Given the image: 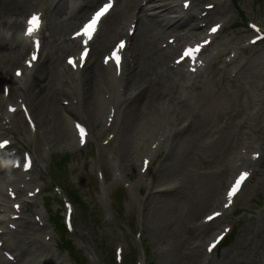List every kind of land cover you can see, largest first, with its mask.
Returning a JSON list of instances; mask_svg holds the SVG:
<instances>
[{
  "label": "rangeland",
  "instance_id": "374dc122",
  "mask_svg": "<svg viewBox=\"0 0 264 264\" xmlns=\"http://www.w3.org/2000/svg\"><path fill=\"white\" fill-rule=\"evenodd\" d=\"M200 1L198 6L202 7L210 0ZM217 1V7L209 20L213 23L223 19L227 28L217 38V46L241 44L247 35L248 38L252 36V32L247 33L250 31L247 22L253 21L264 28V0ZM46 2L50 4V0ZM22 5H19L20 9L10 7L4 14H20L18 11L24 9ZM35 6L28 8L23 15H27ZM61 6L57 14L59 17L65 12V4ZM0 16H3L2 12ZM109 20H105L103 26ZM222 60L209 66L206 74L201 75L191 88L183 87L186 82L182 75H178L177 78L181 80L177 83H165V80L156 83L157 79L153 75L144 76L150 89L162 93L151 107L143 111V123L147 122L148 126L151 123L148 137L151 136V129L158 127L161 122L162 126L167 123L176 128L187 118H193L194 123L198 117L202 120L198 147L188 161L184 165H169L178 158L181 150L188 148L184 142L188 136L185 130L175 137L167 157L170 144L164 145L146 175L147 180L139 175L137 155H129L124 150L123 134L118 133V141L116 139L112 144L102 146L104 148L99 146L103 139L101 137L96 144L80 150L75 148L70 132L65 139L57 136L52 122L43 124L47 134L43 129L32 135L24 124L22 114L13 115L12 121L19 129L22 144H26L25 149L33 154L35 161L31 172L35 182H32L31 189L34 186L43 188L34 199L36 203L33 207L34 210L38 209L45 225L39 233L44 244L37 240L30 241L31 238L25 237L28 234H22L21 226L8 237L20 247L21 252H18L21 257L30 255L31 259L47 264H70L69 256L61 249L69 241L66 247L71 249L72 242L83 256L78 264H118L114 259V248L122 242V264H204L206 241L224 224H231L233 231L219 246L217 257L213 256L211 263L264 264V140L260 138L264 135V124L252 121L247 116L252 105L261 100L264 93V42L243 50L232 73L229 71L231 66L226 72L220 69L224 65ZM62 62L63 57L54 63L52 85H55L57 66ZM15 67L14 64L10 68V75H13ZM33 76L34 73L28 81ZM129 105L125 119L132 108ZM6 106L7 101L3 106L4 111ZM160 107L167 112L160 114L157 111ZM68 123L72 125V122ZM240 123L243 125L240 126ZM98 128L90 127L95 135H98ZM225 134L229 137L223 141ZM250 136L258 139L262 145L263 158L253 165L255 175L241 193L236 212L229 218L201 226V218L213 209L224 189L228 174L218 171H221L225 162H231L242 144L250 140ZM225 142L227 144L223 148ZM144 146L147 149L149 145L145 143ZM62 157L66 163L60 166L55 161ZM114 164L118 167L121 179L113 175L116 173ZM98 169H102L103 174ZM104 174L105 177L100 179L99 175ZM104 181L102 192L100 190ZM129 181L132 189H124L123 186ZM56 184L70 198L72 193L75 194L79 201L74 202V232L65 233L60 227L57 216H62L64 221L65 211L53 189ZM24 205L28 209L26 202ZM0 219H8V215L0 212ZM238 243H242L239 249ZM0 264L11 262L0 253Z\"/></svg>",
  "mask_w": 264,
  "mask_h": 264
},
{
  "label": "bare ground",
  "instance_id": "6f19581e",
  "mask_svg": "<svg viewBox=\"0 0 264 264\" xmlns=\"http://www.w3.org/2000/svg\"><path fill=\"white\" fill-rule=\"evenodd\" d=\"M98 1L99 0H80L79 3H81V5L78 9V12L73 13L69 17L70 20L66 22H60L59 24L56 18L58 12L61 10V7L60 5L58 6V4L56 8L49 9L46 0H0V13H3V16H0V21H3L2 18L5 19L3 27L7 26V24L9 23V21L7 20L8 17H12L14 14L7 16V14H4V11L10 10V7L12 6H14L16 9H20L19 5L23 4L21 7H23L24 9L18 11L22 15L26 11H28V8L30 9L35 4L36 6L38 5V8H43L40 9V11L45 12V15L48 18V24L50 29L54 30L56 33H59L65 31L73 24H75L76 21L82 16H84L91 8H93ZM140 1L141 0H123V4L127 6L130 3H135V5H137L136 7H138L139 9V13H144L145 10L142 6H140ZM146 2L148 3V5H150L149 10L160 12V14H154L153 17H150V20H146L147 16H145L144 14L139 15L134 20H131V22L136 23V30L139 28V32L135 37L138 38L135 39V41H137L135 42L134 48L130 53L131 56H128L129 64L128 66L126 64L122 72V74L126 72L122 80L123 91L127 95L128 99H130L129 106L132 108L130 111H128L130 112L129 115L127 116L126 114V119L124 117V119L120 121L121 124L117 125V130L120 135L123 134L122 146L126 153H129V155L132 153L140 154V150L138 148V144L140 142L147 143L152 141V139L148 137L149 127L151 123H149V126L147 122L143 123L142 115L143 111L146 110L147 107H151V105L154 104L157 98L162 95V93L156 92V90H152L148 87V85L146 84L147 80L144 79V76L153 75L157 79L156 83L164 82V80L165 83H170L171 81L172 83H177L181 80L180 78H177V74H171L176 70H173V68L170 67L171 64H169V52L167 53L166 51H164V49L159 46L162 41L161 39L168 34L169 38L174 36V34H177L178 29L181 31L186 30L187 32L183 36L177 34L176 39L178 41L183 39L191 40L193 39V36H196V34H194V31L199 29V23L197 22V20L199 21L198 14H188L185 16L177 15L172 19H166L167 17H162V13H182L181 9L175 4L177 0H146ZM45 8L48 10H45ZM120 8L124 7L121 6ZM126 12L127 8L126 10L119 9L118 12L110 16H106L105 19L110 20L108 21L107 25L103 27L102 32H100V35H98L99 37L95 42L96 47L94 48L93 52L94 60H92L88 69L86 70V75H82L81 78L76 82V84L71 83L70 81L68 82V80L65 81V85L67 87L71 86V89L77 92L76 97L78 98V105L82 110L81 115L90 124V127L97 128V126L102 125V128L99 129L100 133L104 131L105 127V124L103 125L105 117L103 105H105V103L103 104L102 99L100 97V92L103 90L101 86L105 85L104 87L108 89L109 81L106 77L102 63L96 60V56L98 53L106 51L109 45L111 44V41L116 36H118V34L120 35L123 33V31H121V26L123 23V19L126 16ZM208 16H206L203 20H206ZM193 23H195L194 27L188 26V24ZM11 24L12 25L9 26L15 28H18V26L20 25L18 22ZM50 33L54 39L47 41L44 45L48 50V55L40 64L33 68V78L30 81L27 80L28 82L26 81L22 85L16 82L17 78L9 74V70L12 65H17L19 63L17 61L21 60L23 54L27 51V44L23 41L20 42L17 40L13 42H5V39L7 38L3 35L4 39L0 40V86L4 87L3 84H7L8 87L11 89L9 99H12V96L14 94L13 91L15 92V90L19 89L20 95L24 97L26 103H28L30 113L37 124L38 131L44 129V133L47 134V128L45 129V126L43 124H48L49 122H52L54 124L53 128L57 133V136L65 139L69 137L68 132H70V138L73 139L72 135H74V131H72L71 125L67 121V115L64 113L65 107L62 108L58 103L59 100L62 99V92L56 88V75H54L55 85H52V81L53 69L55 68L54 63L56 62V60L62 58L63 53H72L78 46V42L76 40H65L64 42H57V38L55 37V35L51 31ZM153 43L155 45H153ZM151 52L152 54H150ZM164 64L167 65L168 69L162 71L160 69V66H163ZM129 89L130 92H128ZM5 102L6 98L4 96V92H1L0 87V112H2L0 120L2 118L4 119L3 106ZM157 111L160 114H164L166 109L160 107L159 109H157ZM263 121L264 117L258 119L259 123ZM201 122V118L198 117L196 123L192 122V126L189 125L190 127H187L186 131L188 132V136L185 137L184 142L187 144L188 148L180 151L178 158H176L169 164L172 165L171 167H174L173 165H184L188 161L190 155L198 147V140L200 139L201 131ZM1 126H5V124L2 123L0 125V128ZM7 128L8 130L6 131L8 133H5L6 136L9 137L12 135L14 139H16L17 145L23 146L24 144H22V139L19 137V129L17 125ZM152 130L153 128L151 129V133ZM227 137H229V135H223V141ZM118 139L119 137H117V141ZM119 144L121 145V143ZM226 144L227 142L224 143L223 148L226 147ZM0 166L1 168H3L5 164L1 163ZM231 170H233L231 164L227 161L222 165L220 173L224 174L228 172L229 174ZM5 171L6 169L2 173H4ZM17 171L18 170H16L15 172ZM23 190L20 189L17 192L21 193ZM0 194H4V191L0 190ZM35 203V200L29 199L27 204L28 207L31 206L30 208L32 210H30L25 217H22L19 223L20 226L23 228L22 234H28L25 237L31 238V240L29 239L30 241L37 240L39 243L42 244L43 242L40 239L41 235H39V233H41L45 227L41 226L38 222L32 219V216L34 214L38 215V209L33 210V205ZM32 231L34 232L31 233ZM239 245L241 246L242 243H238L237 249H239ZM5 249L8 251L14 250L15 252H17V250L20 251V248H18L17 245H6ZM21 250L23 249L21 248ZM23 251L25 252L26 250ZM19 255L20 254L18 253V256ZM32 263L47 264V262L45 263L43 261L31 259L30 255L26 256L23 259H18V264Z\"/></svg>",
  "mask_w": 264,
  "mask_h": 264
},
{
  "label": "snow or ice",
  "instance_id": "6c2138e0",
  "mask_svg": "<svg viewBox=\"0 0 264 264\" xmlns=\"http://www.w3.org/2000/svg\"><path fill=\"white\" fill-rule=\"evenodd\" d=\"M111 7L110 3L105 4L103 7H101L97 12H95V14L92 16V18L84 24V26L82 27V29L80 30L81 33L85 36H88L89 39H91L93 33L96 30V26L98 23L99 18L105 14L107 12V10ZM209 7H211V5H209ZM38 23H39V19H38V15L37 14H33L27 21L28 27H27V31H26V35H32L38 27ZM253 28H256V25H252ZM219 28V25L214 26L211 31L215 32L217 29ZM124 41H120L118 44V48H123L124 47ZM206 43V41H205ZM36 46L37 48L39 47V42L36 41ZM200 48V45L198 44L195 48H189L188 50H186L185 55L186 56H193L195 54V52H197ZM86 52V50H85ZM113 56L115 57L116 61H117V66H119V60L120 57L117 53H113ZM33 60L36 59V54L33 53ZM27 63L31 64V61H28ZM69 63L72 64L73 60L69 59ZM20 72L19 70L17 71V75H19ZM10 110H14V109H10ZM83 131V130H82ZM4 144H7L8 141H4ZM258 155V154H256ZM145 163H147V161H145ZM249 175V173L247 172H243L239 175V177L236 179L235 181V185L232 187V189L227 193V196L229 198V201H231V198L235 195V193L238 191L241 183L245 180V178ZM15 207H19L18 205H16ZM214 215H218V213H214ZM207 219H212V217H207ZM211 250V249H210Z\"/></svg>",
  "mask_w": 264,
  "mask_h": 264
}]
</instances>
